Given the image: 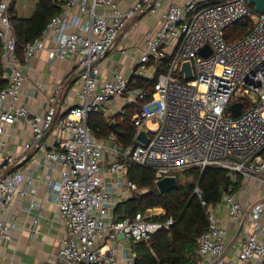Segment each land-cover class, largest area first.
Returning <instances> with one entry per match:
<instances>
[{
	"label": "built area",
	"instance_id": "built-area-1",
	"mask_svg": "<svg viewBox=\"0 0 264 264\" xmlns=\"http://www.w3.org/2000/svg\"><path fill=\"white\" fill-rule=\"evenodd\" d=\"M208 1L186 0L162 10L159 27L143 35L130 75L115 70L105 80L98 78L103 60L140 16L159 8L158 0H138L123 9L119 0H65L40 35L24 46L22 60L8 15L13 0L0 1L1 61L4 70L10 69L0 90V248L14 242L16 230L28 228L31 212L34 224H40L38 188L43 185L54 206L47 222L59 224L62 233L53 254L30 264H135L127 238L133 245L147 242L173 219L162 220L161 207L115 217V208L139 191L129 179L128 163L151 170L154 186L190 169L221 168L242 183L214 206L201 200L195 187L207 217L196 237L198 264H264V8L257 12L248 0ZM243 17L254 20L251 31L228 42L225 29ZM205 45L211 50L207 56L198 52ZM42 49L51 65L75 58L76 105L62 108L61 85L47 97L43 114L18 102L23 68ZM165 57L164 71L154 76ZM184 60L192 62L189 81L180 71V77L173 75ZM138 77L153 80V92L132 115L133 143L122 144L114 131L98 139L89 115L114 101L120 107L111 115L121 114L125 105L147 98V89L135 86ZM250 94L255 98L244 108L242 100ZM236 102L241 112L233 116L230 106ZM16 124L30 130L17 154L4 139ZM140 130L147 134L146 143L136 140ZM31 158L34 163L25 171L22 165ZM246 189L249 198L242 201ZM16 210L26 215L24 220H18ZM229 222L235 229L227 236Z\"/></svg>",
	"mask_w": 264,
	"mask_h": 264
},
{
	"label": "trees",
	"instance_id": "trees-1",
	"mask_svg": "<svg viewBox=\"0 0 264 264\" xmlns=\"http://www.w3.org/2000/svg\"><path fill=\"white\" fill-rule=\"evenodd\" d=\"M64 1L37 0L34 12L30 17L25 18L17 15L13 0L8 15L16 36V53L20 60L24 46L40 35L48 21L60 12ZM252 27V22L246 17L238 19L225 29V39L232 42L247 35ZM1 50L0 40V90L6 86V80L3 79ZM167 62L168 57H165L160 67L155 70L154 76L164 71ZM135 86L146 88L148 97L125 106L123 109L126 112L123 117L119 118L120 114H117L111 119L105 118L101 111L89 115L88 125L98 139H105L111 131H114L122 144L133 143L135 126L131 118L151 97L153 80L138 77ZM112 122L115 124L114 130L110 126ZM185 173L192 178L191 181L184 184L177 181L175 189L159 193L154 186V173L151 170L128 163L129 179L139 188H148V191L142 195L133 194L120 203L114 210L115 217L122 219L133 216L136 212L145 211L147 208L162 207L165 214L161 219L165 220L169 217L173 219L168 229L156 232L147 242L134 245L135 264H198L196 237L207 224L205 207L201 205V200L207 205L214 206L220 202L224 193L238 191L242 183L240 176L232 180L228 171L221 168H206L201 173L190 169ZM196 186L201 191V200L194 193Z\"/></svg>",
	"mask_w": 264,
	"mask_h": 264
},
{
	"label": "crops",
	"instance_id": "crops-1",
	"mask_svg": "<svg viewBox=\"0 0 264 264\" xmlns=\"http://www.w3.org/2000/svg\"><path fill=\"white\" fill-rule=\"evenodd\" d=\"M138 0H119L120 8H127L135 5ZM160 6L154 13L142 15L138 18L136 23L131 27L129 34L126 37L118 39L116 51L108 55L102 62L99 80L109 79L115 70L120 71L126 76H129L134 67L140 49L143 43V35L150 31L154 32L159 27V15L162 10L167 8L170 4H183L186 0H158ZM37 0H14V9L19 17H30L35 10ZM49 45V44H47ZM124 51L121 53V51ZM75 58L67 56L64 59L57 60L53 65L48 62L47 50H39L36 55L23 68L25 79L22 82L21 92L18 102L27 104L30 109L37 114H43L48 107L47 97L54 91L57 86H62L61 92V106L62 108L76 105L78 99L75 92L79 89V81L72 79L75 68ZM154 61L150 60L148 65L149 72L154 70ZM5 72V70H4ZM4 76V73H3ZM4 79V77H3ZM127 106V105H125ZM124 106V107H125ZM120 104L116 101L112 102L109 107H106L102 112L105 118L114 117L117 114H112V110H117ZM123 107V108H124ZM119 115V114H118ZM121 115V114H120ZM121 118V116L119 117ZM30 135V130L23 127L21 124L14 126L13 134H5L9 147L17 154L22 152V141ZM34 163V158L29 159L23 163L22 168L25 171L30 170ZM33 176H37V172L33 171ZM38 197L42 202L43 218L40 224L35 225L33 222V215L35 211L31 212L28 218V228L23 230H16L14 232V242L7 247L0 248V264H16L21 263H36L38 261L47 259L53 254L58 246L59 236L62 231L57 223L49 224L47 221L51 217L54 206L48 202L47 193L43 185H39ZM242 201L249 198V192L246 189L240 196ZM162 208V207H161ZM163 209V208H162ZM18 220H24L26 215L16 210ZM222 221L227 222V215L225 211L220 214ZM227 236L234 232L235 226L228 223ZM38 233L33 235V231ZM25 243V249L31 245L38 251V256L32 259L30 254L24 255L26 260L14 259L16 249L21 246V242ZM42 244V248H41ZM40 246V247H39ZM38 258V259H37ZM31 260L32 262H28Z\"/></svg>",
	"mask_w": 264,
	"mask_h": 264
},
{
	"label": "water",
	"instance_id": "water-1",
	"mask_svg": "<svg viewBox=\"0 0 264 264\" xmlns=\"http://www.w3.org/2000/svg\"><path fill=\"white\" fill-rule=\"evenodd\" d=\"M249 4L254 5V9L257 12H261L264 8V0H248ZM199 54L203 56H207L210 54L211 50L207 45L199 49ZM5 71L10 74V69L5 68ZM179 71L182 73V78L185 81L192 80L194 77V72H193V67H192V62L190 60H184L180 64ZM230 111L233 116L239 115L241 112V103L236 102L231 104L230 106ZM112 130H114L115 124L112 122L110 124ZM136 140L141 143H146L147 141V134L144 130H140L139 133L136 136ZM177 186V178L175 176H167L163 177L155 182V188L159 193H165L169 192L173 189H175ZM124 234L120 233L118 235V239H123ZM128 242L130 243L131 247H133V242L130 237L127 238Z\"/></svg>",
	"mask_w": 264,
	"mask_h": 264
},
{
	"label": "rangeland",
	"instance_id": "rangeland-1",
	"mask_svg": "<svg viewBox=\"0 0 264 264\" xmlns=\"http://www.w3.org/2000/svg\"><path fill=\"white\" fill-rule=\"evenodd\" d=\"M211 1L213 2L214 0H209L208 3H211ZM247 19H249L251 22H252V25H253V19L249 18V17H246ZM178 66V65H177ZM175 77H180V73H179V68L177 70L174 71V74H173ZM255 98V95L253 94H250L249 96H246L244 97V99L242 100L243 103L245 104L244 105V108H246L247 106H249L251 100ZM126 112L125 109L122 110L121 112V117H123V114ZM111 119V118H109ZM108 119V120H109ZM117 119V118H116ZM177 176V181H179L180 183L184 184V183H187L189 181H191V177L186 174L185 172L183 173H178L176 174ZM148 191V188H139V191L137 192L136 195H142L144 193H146ZM162 212V211H161ZM21 246H19L18 249H16L15 251V254H14V259L15 261L20 259V260H26L24 258V255H28L30 254V256L32 257V259H35L37 256H38V251L40 250L38 247L36 249H34L33 246L31 245H28V248L25 249V243L22 241ZM40 247V246H39ZM41 248H42V244H41ZM38 259V258H37ZM32 262L31 260H28V262ZM13 264H16L15 262H13Z\"/></svg>",
	"mask_w": 264,
	"mask_h": 264
}]
</instances>
